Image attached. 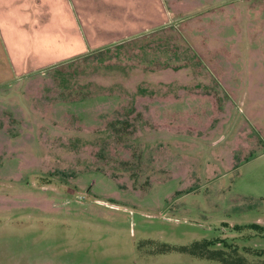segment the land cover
Returning <instances> with one entry per match:
<instances>
[{
	"label": "rangeland",
	"instance_id": "rangeland-1",
	"mask_svg": "<svg viewBox=\"0 0 264 264\" xmlns=\"http://www.w3.org/2000/svg\"><path fill=\"white\" fill-rule=\"evenodd\" d=\"M161 1L130 41L0 79V264H264V0ZM163 94L183 129L132 120Z\"/></svg>",
	"mask_w": 264,
	"mask_h": 264
},
{
	"label": "crops",
	"instance_id": "crops-1",
	"mask_svg": "<svg viewBox=\"0 0 264 264\" xmlns=\"http://www.w3.org/2000/svg\"><path fill=\"white\" fill-rule=\"evenodd\" d=\"M166 19L161 0H0V54L5 60L0 64L5 66L3 71L7 74L0 79L8 75L21 78L37 71L45 75L41 71L76 56L130 41L132 36ZM211 78L214 79L212 75L197 76L195 80L200 82L195 89L204 94L189 97H211L216 93L212 84L206 83ZM141 96L147 102L131 110L132 120L145 121L138 120L139 113L153 114V117L155 114L156 127L169 128L174 123L183 129V112L178 108L186 104L182 98H170L174 95L169 94ZM193 102V111L202 112L204 101L199 98ZM171 109L181 113L175 121L163 115L171 113Z\"/></svg>",
	"mask_w": 264,
	"mask_h": 264
},
{
	"label": "trees",
	"instance_id": "trees-1",
	"mask_svg": "<svg viewBox=\"0 0 264 264\" xmlns=\"http://www.w3.org/2000/svg\"><path fill=\"white\" fill-rule=\"evenodd\" d=\"M208 243V242H207ZM207 243H205V245L207 246L208 244ZM192 253H194V252H192ZM214 254V253H213ZM210 258H213V256L211 255V256H209ZM215 257V256H214Z\"/></svg>",
	"mask_w": 264,
	"mask_h": 264
}]
</instances>
